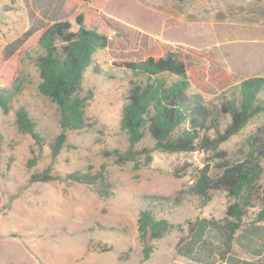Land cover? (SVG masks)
I'll list each match as a JSON object with an SVG mask.
<instances>
[{
  "label": "rangeland",
  "instance_id": "374dc122",
  "mask_svg": "<svg viewBox=\"0 0 264 264\" xmlns=\"http://www.w3.org/2000/svg\"><path fill=\"white\" fill-rule=\"evenodd\" d=\"M66 6L65 0H0V61L17 58L23 81L10 112L5 114L0 107V264H224L217 228L209 225L207 238L198 243L202 224L196 225L192 237L188 225L203 218L221 225L233 202L226 191H215L212 201L204 204L191 191L201 170L213 164L211 152L156 151L152 162L140 169L133 162L117 161L130 145L120 119L135 77L116 64L143 61L149 50L166 43L175 51L220 62L238 81L264 77V0H98L96 6L110 27L108 46L95 57L105 72L86 73L83 95L94 93L88 106L89 126L70 132L54 156L51 144L61 132L60 114L38 90L36 60L42 49L32 40L46 26L64 19ZM204 96L213 107L220 106L216 89ZM20 106L30 111L43 145L18 130L15 112ZM218 116L225 130L230 117L221 112ZM209 132L215 134L213 129ZM259 132L264 136V116L253 119L221 148L233 156ZM153 143L147 137L137 149ZM46 171L51 180L32 181L34 174ZM77 171L102 172L104 182L67 180ZM261 185L264 188V177ZM148 196H156L155 201L148 202ZM147 207L182 224V230L156 240L154 253L145 260L138 218ZM259 210L258 205L250 208L245 229L255 226ZM260 224L258 231H263L264 221ZM233 252L256 261L264 258V245L240 244Z\"/></svg>",
  "mask_w": 264,
  "mask_h": 264
},
{
  "label": "trees",
  "instance_id": "16d2710c",
  "mask_svg": "<svg viewBox=\"0 0 264 264\" xmlns=\"http://www.w3.org/2000/svg\"><path fill=\"white\" fill-rule=\"evenodd\" d=\"M65 1L67 16L46 26L32 40L42 49L36 60L40 75L38 90L57 105L60 114L61 132L51 144L54 156L61 151L70 132L82 131L89 126L88 106L94 93L89 91L83 95L82 85L90 69L104 74L95 57L100 50L107 48L110 39L109 24L96 6L98 0ZM116 65L135 77L130 81L120 119V127L127 133L130 145L117 161L133 162L135 169H140L152 162V154L156 151L211 152L213 164L201 170L191 191L204 204L212 201L215 191H226L233 202L228 205L226 219L221 225L205 218L194 225L188 222L190 235H194L198 223L202 224L204 231L198 242L202 243L211 225L220 230L221 244L218 247L223 250L222 259L233 264H264V258L252 261L236 257L232 249L238 232L246 225L250 208L260 207L253 224L264 221V188L261 185L264 136L260 132L252 134L246 141V147L233 156L221 148L253 119L264 116V77L246 76L238 81L220 62L212 58L204 61L197 53L175 51L166 43L149 50L143 61ZM105 76L113 77L108 73ZM22 82L17 58L0 61V107L5 114L10 112L11 102L21 91ZM213 88L221 94L219 107H213L204 96ZM218 112L230 117L225 130H221ZM15 115L18 130L32 135L39 145H43L44 138L38 132L30 111L20 106ZM212 129L215 130L214 135L209 132ZM147 137L153 140V146L138 150L137 145ZM1 145L2 135L0 163L3 159ZM141 156L145 157V162H141ZM212 168L216 172H212ZM52 178L46 171L34 174L31 179L38 182ZM104 179L102 172L77 171L67 175L71 182L88 185H96ZM146 199L155 201L156 196ZM174 229L182 230V224L159 217L151 207L143 209L138 218L143 258L150 259L155 251L154 242Z\"/></svg>",
  "mask_w": 264,
  "mask_h": 264
},
{
  "label": "crops",
  "instance_id": "0c3cea01",
  "mask_svg": "<svg viewBox=\"0 0 264 264\" xmlns=\"http://www.w3.org/2000/svg\"><path fill=\"white\" fill-rule=\"evenodd\" d=\"M259 225H262V224L258 223L254 227L249 228V229H245V227H243V230H240L238 232L237 237L232 244V249L238 247L240 244H242L243 246H248V247L253 246L255 244L264 245V228H261L263 231H258L260 229ZM218 235L220 236L219 232H218ZM239 240H242V243ZM254 256L257 257V255H254ZM259 257H262V255ZM224 264H233V263H228V260H226Z\"/></svg>",
  "mask_w": 264,
  "mask_h": 264
},
{
  "label": "built area",
  "instance_id": "2783aa9c",
  "mask_svg": "<svg viewBox=\"0 0 264 264\" xmlns=\"http://www.w3.org/2000/svg\"><path fill=\"white\" fill-rule=\"evenodd\" d=\"M192 183L194 182V181H191Z\"/></svg>",
  "mask_w": 264,
  "mask_h": 264
}]
</instances>
